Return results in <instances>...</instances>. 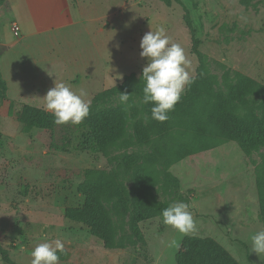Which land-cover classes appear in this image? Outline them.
Listing matches in <instances>:
<instances>
[{"label":"rangeland","instance_id":"374dc122","mask_svg":"<svg viewBox=\"0 0 264 264\" xmlns=\"http://www.w3.org/2000/svg\"><path fill=\"white\" fill-rule=\"evenodd\" d=\"M181 1L189 9L198 50L217 80L221 82L228 71L240 72L264 87V0ZM69 2L76 25L61 33L26 38L17 46L11 30L17 16L5 0L0 4V41L14 38L9 47L1 46L0 56L5 85L0 100V248L15 264H31V250L56 239L65 247L57 253L58 264H176L184 237L194 235L217 240L240 264H264V253L259 256L251 251L250 241L252 234L264 230L257 177L264 148L246 155L235 141L169 167L179 180L182 197L157 188L159 200L189 205L195 230L188 234L165 225L162 216H157L142 221L135 232L127 223L124 230L117 227V237L125 247L107 248L86 224L65 217L63 208L85 202L78 187L88 170L128 171L133 165L126 158L141 162L140 149L126 142L105 153L88 152L82 149L78 125L28 128L18 120L22 106L46 109L43 96L54 82H64L76 92L83 89V98L91 102L96 94L121 83L125 75L139 76L147 63L140 56L139 44L151 28L164 26L171 41L185 48L192 75L199 64L184 10L178 4L166 6L161 0ZM18 22L22 25L19 18ZM118 97L100 101L94 115L117 107ZM260 97L264 98L263 92ZM132 107L131 114L140 112L137 102ZM123 178L130 187L129 173ZM126 234L131 242L122 238ZM0 264H8L1 255Z\"/></svg>","mask_w":264,"mask_h":264},{"label":"trees","instance_id":"16d2710c","mask_svg":"<svg viewBox=\"0 0 264 264\" xmlns=\"http://www.w3.org/2000/svg\"><path fill=\"white\" fill-rule=\"evenodd\" d=\"M3 1L0 0V4ZM161 1L166 6L178 4L184 10L185 23L192 33V51L199 58L194 82L186 86L175 109L168 114L169 119L159 122L151 118L152 104L142 103V72L139 76L125 75L121 83L92 98L90 114L78 125L82 149L88 152L105 153L126 142L140 149L141 162H130L129 156L126 158L129 166L133 165L128 171L126 168L124 172L122 168L88 170L84 184L78 187L85 202L63 208L66 218L86 224L91 234L107 248L125 247V242L117 237V227L124 230L123 225L127 223L135 232L142 221L162 216V210L169 203L158 199L157 188L182 197L179 180L169 170L172 164L229 141H235L246 155L264 148V98L260 97L264 87L233 71L224 74L219 82L210 72L206 56L198 50L199 39L195 36L189 9L181 0ZM4 86L0 72V100ZM120 92L129 94L127 104L119 102L117 107H108L94 115L100 101L120 96ZM130 98H137L138 114H131L129 108L136 102ZM18 120L28 128L46 130L55 124L50 111L27 104L22 106ZM257 169L264 204V157ZM127 172L132 180L130 187L123 178ZM122 238L132 241L128 234ZM0 255L6 263L15 264L1 248ZM175 263L240 264L217 240L194 235L184 237Z\"/></svg>","mask_w":264,"mask_h":264},{"label":"clouds","instance_id":"9594fccd","mask_svg":"<svg viewBox=\"0 0 264 264\" xmlns=\"http://www.w3.org/2000/svg\"><path fill=\"white\" fill-rule=\"evenodd\" d=\"M139 47L140 56L147 58L141 75L144 81L142 103H151V118L164 122L169 119L168 114L175 109L186 86L194 82V69L185 48L171 41L164 26L146 32ZM85 95L83 89L76 92L64 82H54V87L43 96L45 108L53 114L56 124L79 125L90 114L91 104L83 98ZM128 101L129 94L120 92L119 102L127 104ZM162 218L165 225L180 233L188 234L195 230L193 215L185 202L170 204L162 210ZM250 241L251 251L259 256L264 253V230L252 234ZM64 251V243L60 239L38 243L31 250V264H58L60 257L57 253Z\"/></svg>","mask_w":264,"mask_h":264},{"label":"crops","instance_id":"0c3cea01","mask_svg":"<svg viewBox=\"0 0 264 264\" xmlns=\"http://www.w3.org/2000/svg\"><path fill=\"white\" fill-rule=\"evenodd\" d=\"M5 3L17 16L12 21L20 27V36L15 37L16 46L22 44L26 38L53 32L61 33V29L71 28L78 23L73 17L69 0H17V3H13V0H5ZM18 18L20 22L22 21V25L18 22ZM13 41L14 38L6 42L0 41V46L9 47Z\"/></svg>","mask_w":264,"mask_h":264},{"label":"built area","instance_id":"2783aa9c","mask_svg":"<svg viewBox=\"0 0 264 264\" xmlns=\"http://www.w3.org/2000/svg\"><path fill=\"white\" fill-rule=\"evenodd\" d=\"M11 29L13 31V34L14 36L17 38L18 35H19V31H20V28H19V25L15 22L12 23V26H11ZM17 41H15L14 43H16Z\"/></svg>","mask_w":264,"mask_h":264}]
</instances>
